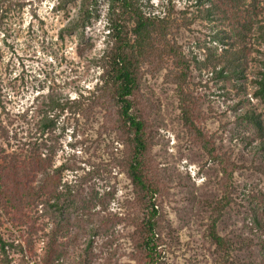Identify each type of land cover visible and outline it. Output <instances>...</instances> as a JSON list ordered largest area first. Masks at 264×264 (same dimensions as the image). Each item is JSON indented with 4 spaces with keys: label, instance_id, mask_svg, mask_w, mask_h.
I'll list each match as a JSON object with an SVG mask.
<instances>
[{
    "label": "rangeland",
    "instance_id": "obj_1",
    "mask_svg": "<svg viewBox=\"0 0 264 264\" xmlns=\"http://www.w3.org/2000/svg\"><path fill=\"white\" fill-rule=\"evenodd\" d=\"M143 1L153 14H163L164 7L172 6L174 18L180 17V11L187 9L190 16L194 10L187 0ZM241 2V8L251 3ZM28 4L23 9L0 8V238L5 244L0 248V264H39L51 231L56 244H61L59 264H147L145 253L136 247L143 235L137 224L145 217L140 206L147 201L121 168L127 149L116 118L101 107L87 117L71 115L66 109L60 115L58 127L65 129L55 144L50 169L74 166L73 171H61L58 191L62 192L64 183H79L83 197L97 193L102 205L97 203L89 210H97L96 217L81 216L77 205L69 220L61 223L56 214L44 215L41 205L35 208L25 205L22 198L16 201L4 195L2 187L11 186L16 196L5 174L15 165L19 176L24 174L21 163L27 166L29 143L38 138L43 96L87 97L99 82L96 58L106 46L105 7L86 28L84 44L74 35L61 34L75 15L72 5L60 10L57 0ZM258 9L255 20H264V3ZM213 32L212 24L197 19L181 26L174 39L188 59L203 60L201 48L211 44ZM246 43L258 47L255 38ZM250 58L262 60L263 56L253 51ZM190 65L185 91L191 97L192 130L203 134L213 157L184 124L176 86L165 78L171 70L169 62L159 71L146 64L139 91L131 98L132 111L144 120L150 138L145 175L157 190L158 262L264 264V254L255 245L264 241V178L260 172L264 156L253 153L252 130L235 118L241 107L254 108L264 118V106L252 97L251 85L237 95L229 85L210 80L206 71L198 72L194 63ZM256 67L251 62L252 71ZM252 78L249 73L248 80ZM253 213L261 228L254 225ZM212 222L214 232L231 246L227 257L211 242ZM92 224L97 232L87 250Z\"/></svg>",
    "mask_w": 264,
    "mask_h": 264
},
{
    "label": "trees",
    "instance_id": "obj_2",
    "mask_svg": "<svg viewBox=\"0 0 264 264\" xmlns=\"http://www.w3.org/2000/svg\"><path fill=\"white\" fill-rule=\"evenodd\" d=\"M35 1L41 2V0ZM167 1L171 3L172 0ZM29 2L33 3V0H0V8L5 6L23 9L29 5ZM187 2H190L194 9L191 15L188 16L185 9L179 12L180 17L174 18L171 16L174 13L172 6L164 7L166 12L163 14H153L147 10L148 5L143 0H57L56 8L60 10L67 5L75 8L74 17L68 20L61 34L74 35L78 42L84 44H87L86 28L93 19L98 18L101 9L105 7L106 46L102 54L96 58V65L101 72L99 82L87 97L80 95L79 100L63 99L52 93L43 96L41 117L36 129L38 138L29 143L32 148H30L31 153L26 157L27 166L21 163L24 174L19 176L15 170L17 165L11 169L9 167L11 173L5 174L8 182L12 180L11 184L14 191L16 189V196L11 186L2 187L5 189L4 195L9 198L14 196L16 201L22 198L25 205L31 204L35 208L41 205L44 215L56 214L61 223L69 220L77 205H80L77 209H80L81 216L96 217L98 211L89 213V210L97 203L102 205L98 202L97 193L83 197L79 183L78 185L64 183L62 192L58 191L60 183L58 176L61 171H73L74 166L61 164L53 170L50 169L55 144L65 129L63 126L58 127L60 115L66 109L71 115L87 117L96 107H101L108 116L116 118L118 131L127 149L121 168L137 194L147 201L140 206L145 217L137 224L143 235L141 243L136 247L145 253L147 264H159L156 248L161 241V229L156 218L157 210L154 203L157 190L150 186L145 175L150 138L144 120L132 111L131 99L139 91L145 65L154 66L155 71H159L165 63L166 65L170 63L171 70H168L165 78L176 86L184 124L190 131H194L192 134L198 145L210 157H213V148H208L204 143L201 132L192 130L195 127L191 121V97L185 91L191 63H194L198 72L206 71L210 80L222 82L223 86L229 85L237 95L247 91L251 85L252 97L264 106V20H255V12L261 11L258 7L260 2L264 3V0H250L251 3L244 8H241V5H244L241 0H187ZM197 19L212 24L214 32L211 44L201 48L204 50V59L197 60L194 56L190 60L181 51L174 35L181 26L187 27ZM250 38H255L258 47L247 46L246 42ZM253 51L258 56H263V59L250 58V53ZM253 61L256 62L257 67L252 71L250 64ZM249 73L253 76L251 80H248ZM242 103L243 101L238 102L236 107L241 106ZM235 118L252 130L256 140V144L252 147L253 153L264 156V118L261 114L256 113L254 108L241 107ZM42 150L45 153H42ZM15 171L17 175L14 174ZM260 172L264 178V167L260 168ZM253 215L254 225L261 228L262 224L255 213ZM96 229L93 224L89 228L87 250L92 245ZM209 234L211 242L227 257L231 246L214 232V222L211 223ZM55 237L56 234L52 231L48 234L39 264H59L63 254L61 244H56ZM255 245L264 254V241H257ZM4 247L5 244L0 238L1 250ZM28 249L30 253L31 249L29 247Z\"/></svg>",
    "mask_w": 264,
    "mask_h": 264
}]
</instances>
